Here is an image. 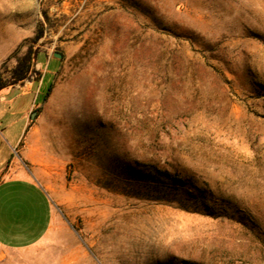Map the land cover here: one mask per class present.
<instances>
[{
	"label": "rangeland",
	"instance_id": "obj_1",
	"mask_svg": "<svg viewBox=\"0 0 264 264\" xmlns=\"http://www.w3.org/2000/svg\"><path fill=\"white\" fill-rule=\"evenodd\" d=\"M41 26L30 101L52 86L22 163L57 216L0 261L264 264V0H0L2 75ZM7 109L22 136L28 117ZM126 164L180 178L208 209L162 199Z\"/></svg>",
	"mask_w": 264,
	"mask_h": 264
},
{
	"label": "crops",
	"instance_id": "obj_2",
	"mask_svg": "<svg viewBox=\"0 0 264 264\" xmlns=\"http://www.w3.org/2000/svg\"><path fill=\"white\" fill-rule=\"evenodd\" d=\"M43 54L51 61H58L53 72L55 75L59 60ZM42 65L37 56L35 68L41 73V78L12 86L13 90H17L14 96L8 98V95L3 94L9 87L0 91V103L7 104V113L17 109L22 117H28L21 131L28 127L33 112L36 113L44 102V98L41 103L30 101V95L38 91L43 77ZM6 118L4 113L0 114V126L4 129H0V173L8 171L13 175L0 179V252L12 253L29 250L42 242L51 232L57 215L46 188L31 178L24 167L23 158L27 160L29 156L21 151L20 143L24 141L26 128L22 136L13 135L8 132L13 122ZM12 150L17 156L12 154ZM0 264L10 263L6 259Z\"/></svg>",
	"mask_w": 264,
	"mask_h": 264
},
{
	"label": "trees",
	"instance_id": "obj_3",
	"mask_svg": "<svg viewBox=\"0 0 264 264\" xmlns=\"http://www.w3.org/2000/svg\"><path fill=\"white\" fill-rule=\"evenodd\" d=\"M43 27L38 28L36 35L31 38L30 43L26 46L25 50L18 54L15 50L8 59L14 58V64L11 66L5 75L0 73V91L7 87H12L18 84H22L25 81L34 79L39 80L41 78V73L36 70L35 65L37 63V56L39 51L35 47V44L39 41L42 36ZM52 83L48 87L45 97L51 89ZM39 113V110H36ZM34 123L32 119L25 130L24 135L28 128ZM22 142L20 143V147ZM27 165V162H24ZM125 173L130 180L139 181L142 184L154 186L157 189L159 195H162V199H165V194L172 196L171 202H175L180 207H185L188 205H193L194 209L204 212L208 209V202L205 201L204 197L197 192H190V188L187 184L178 177L170 175L167 171L160 170L158 168L136 165L132 166L130 164L125 165ZM161 197V196H160ZM168 201V200H167ZM174 264L176 261L173 262ZM180 264H196L191 262H181Z\"/></svg>",
	"mask_w": 264,
	"mask_h": 264
},
{
	"label": "water",
	"instance_id": "obj_4",
	"mask_svg": "<svg viewBox=\"0 0 264 264\" xmlns=\"http://www.w3.org/2000/svg\"><path fill=\"white\" fill-rule=\"evenodd\" d=\"M36 113L35 112H33V114H32V117L31 118H33V116L35 115Z\"/></svg>",
	"mask_w": 264,
	"mask_h": 264
}]
</instances>
